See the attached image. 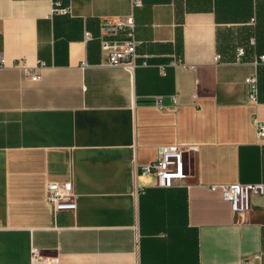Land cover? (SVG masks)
I'll use <instances>...</instances> for the list:
<instances>
[{
  "label": "crops",
  "instance_id": "obj_1",
  "mask_svg": "<svg viewBox=\"0 0 264 264\" xmlns=\"http://www.w3.org/2000/svg\"><path fill=\"white\" fill-rule=\"evenodd\" d=\"M141 1L0 0V264L32 246L58 264L264 262V193L234 212L210 189L264 182V0ZM129 14L135 65H108L101 23ZM22 59L46 63L39 80ZM163 145L195 147L170 186L136 173ZM68 180L77 209L56 211L46 185Z\"/></svg>",
  "mask_w": 264,
  "mask_h": 264
},
{
  "label": "built area",
  "instance_id": "obj_2",
  "mask_svg": "<svg viewBox=\"0 0 264 264\" xmlns=\"http://www.w3.org/2000/svg\"><path fill=\"white\" fill-rule=\"evenodd\" d=\"M142 5L141 0H132V7ZM70 11L68 6H63L60 1H54L50 14L62 13L66 14ZM135 17L129 14L124 17L103 19L101 23V48L107 54L108 65H124L133 67L135 59L138 56V40L135 35ZM125 33L126 38L121 41L111 42L105 38L108 34ZM85 38L90 39L91 33L85 32ZM255 37L250 39L255 44ZM245 55V47L237 48V56L240 59ZM264 62V54H258L253 63L255 66ZM16 64L20 65L26 75L33 81L41 78V71L45 67L44 61H37L34 66L29 65L25 60H19ZM5 65V59L0 57V66ZM248 87V101L257 103L258 101V73L255 70L245 78ZM156 104L162 107L161 100L158 98ZM257 136L264 139V122L257 123ZM195 150V147L184 148L180 145H163L157 149L156 158L146 164L136 165V173L142 175L152 174L157 182L162 186H170L175 181H181L186 176L184 153L186 150ZM46 199L50 202L56 211L59 210H76L77 201L73 188L72 180L64 182H49L46 185ZM213 191L219 190L224 200L228 201L234 212H246L251 208V199L255 194L264 193V182H231V183H215L210 185ZM30 264H58L57 257L42 255L41 250L31 247ZM246 264H264L261 254H255L246 259Z\"/></svg>",
  "mask_w": 264,
  "mask_h": 264
}]
</instances>
